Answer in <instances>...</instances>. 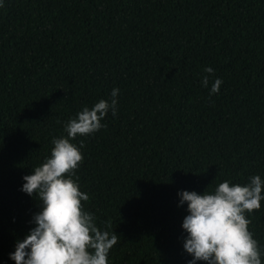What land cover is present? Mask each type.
I'll return each mask as SVG.
<instances>
[{
	"label": "trees",
	"instance_id": "1",
	"mask_svg": "<svg viewBox=\"0 0 264 264\" xmlns=\"http://www.w3.org/2000/svg\"><path fill=\"white\" fill-rule=\"evenodd\" d=\"M3 4L0 264H15L9 254L41 210L23 177L50 157L70 118L110 102L113 88L116 116L109 110L105 127L72 141L84 143V208L120 236L109 264H188L178 193L264 180V0ZM248 218L264 250V201Z\"/></svg>",
	"mask_w": 264,
	"mask_h": 264
},
{
	"label": "clouds",
	"instance_id": "2",
	"mask_svg": "<svg viewBox=\"0 0 264 264\" xmlns=\"http://www.w3.org/2000/svg\"><path fill=\"white\" fill-rule=\"evenodd\" d=\"M3 6L0 0V8ZM204 71L215 74L210 66ZM201 83L208 87L209 75L203 76ZM222 83L216 78L210 94H218ZM118 93L119 89L113 88L110 102L100 99L70 118L64 125L67 135L53 137L50 157L23 177L21 190L38 199L41 210L32 217L35 226L16 241L15 251L9 254L15 264H109V253L120 236L107 230L110 224L101 230L95 215L85 210L82 202L90 196L80 190L76 175L84 162V143L78 147L72 141L105 127L101 121L109 110L116 116ZM178 195L179 205L187 203L182 228L187 233L183 248L192 256L188 264H264V250L249 230L248 218L264 201L260 175L249 177L244 185L224 180L211 193L182 190Z\"/></svg>",
	"mask_w": 264,
	"mask_h": 264
}]
</instances>
